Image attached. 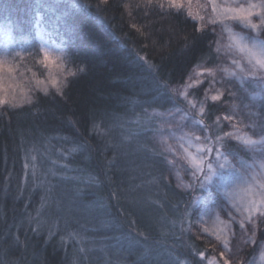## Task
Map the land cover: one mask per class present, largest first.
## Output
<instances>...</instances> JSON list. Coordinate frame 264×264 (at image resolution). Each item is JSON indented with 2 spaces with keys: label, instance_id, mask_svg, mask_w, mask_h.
I'll use <instances>...</instances> for the list:
<instances>
[{
  "label": "trees",
  "instance_id": "1",
  "mask_svg": "<svg viewBox=\"0 0 264 264\" xmlns=\"http://www.w3.org/2000/svg\"><path fill=\"white\" fill-rule=\"evenodd\" d=\"M205 4L177 10L167 0H0V75L12 63L39 68L38 33L57 49L58 77L61 65L84 69L60 94L28 89L21 102L0 105V264H224L215 235L225 233L230 264H264V218H254L255 243L244 244L253 225L240 228L248 215L242 202L215 206L219 176L201 187L203 173L198 183L188 158L196 148L179 139L187 133L199 143L182 119L187 114L212 139L235 124L264 140V81L249 77L241 85L225 75L224 67L235 70L231 54L216 52L226 36L207 23ZM204 69L217 82L209 97L222 83L232 94L206 99L213 76H198ZM223 150L250 182L253 174L264 182V144L246 148L228 139ZM225 183L242 187L231 176Z\"/></svg>",
  "mask_w": 264,
  "mask_h": 264
},
{
  "label": "snow or ice",
  "instance_id": "2",
  "mask_svg": "<svg viewBox=\"0 0 264 264\" xmlns=\"http://www.w3.org/2000/svg\"><path fill=\"white\" fill-rule=\"evenodd\" d=\"M103 3H107V0H102ZM151 2V0H149ZM167 3L177 10H179L183 5L181 0H167ZM259 9V11H257ZM258 16L259 21L253 22L252 17ZM195 19V17L193 18ZM201 20L204 19L203 16L200 17ZM228 21L239 22L244 28L250 29L255 35H243L233 31L232 26ZM207 23L219 24L222 28V35H227V44L222 45L221 42L217 41L216 52L220 53L222 48L226 51L231 52L233 55L230 57L232 65L235 70H231L229 67H224L223 71L228 77H235L243 85L244 81L251 77L252 79H259L264 81V40H261L260 35L264 34V3L260 4H248L247 6L236 3L235 0L231 4H225L223 6L217 5L213 2L212 4V16L208 18ZM197 31H200V28H197ZM239 57L240 59H237ZM244 61V64L241 61ZM43 62L47 67L50 63L49 57L47 54H44ZM246 65V66H244ZM61 72L60 75L63 77L60 80L53 78L50 82L51 85L56 88L57 94H60L64 87H67V82L69 77H74L77 75V71H83V68H79L77 71H74L72 67L60 66ZM207 73L208 75L213 76V80L209 83V89L205 90L206 99H209L213 102L221 100L225 92L232 94L227 88L221 87L215 89V94L208 96V92L215 86L217 83L215 80V73L213 69H204L202 72H198L197 75L201 76ZM203 81H197V83H202ZM167 87V85H164ZM187 87H191L188 85ZM175 92L176 90L173 89ZM180 96L187 97L188 93L186 89L179 92ZM256 97L253 96V99ZM5 101L0 99V105L4 104ZM190 107L193 110L197 109L196 103L192 100L188 101ZM177 111H180L177 109ZM199 114L203 117L205 114L204 103H200L198 108ZM184 120H190L193 130V135L195 141L199 143L193 144V139L187 133L182 134L179 139L181 145L186 142L188 147L195 146L196 153L198 155L192 156L189 155L188 158L191 162V175L197 180L198 183L201 181V173H203L204 182L200 184L201 187H204L206 183L211 182V175H218L221 181L217 185V193H213L212 196L215 199L212 200V203L215 206L220 204L227 205L228 202H233L240 200L242 202L243 209L248 213L246 220H240V228L245 229V223H250L253 225V230L251 236H248L247 239H244V244L255 243V217L264 218V182L256 184L257 176L253 174L251 182L248 178L241 174V172L234 168L229 163V157L235 158L234 154L227 152L225 149L226 140L234 139L237 142L241 143L244 147H253L257 144H264V140L257 141L251 139L246 133H241V131L236 128L235 124H232L231 127L235 129L233 132H224L223 136L216 135L215 139H212L208 136V129L197 128L198 125L203 123L202 120H196L190 118L187 114L182 116ZM225 120L231 121L233 119L232 114H227L224 117ZM221 123L218 118L217 124ZM199 132V134H195ZM173 137L175 133H171ZM170 150V149H169ZM207 157V159H206ZM243 165V161L240 162ZM205 164H207V171H205ZM217 170L214 172L213 168ZM246 169L252 168V165H244ZM260 169L264 172V163L260 164ZM235 177V179L242 185L239 188H231V185L225 183L227 177ZM219 194V195H218ZM222 196V198H221ZM224 210V209H222ZM231 217V209H227ZM205 215H211V210L205 213ZM219 220V217H217ZM232 223H235L233 218ZM264 222V219H262ZM205 232L209 236L214 233L209 229L205 228ZM246 235V233H245ZM215 238L217 241L222 243L221 259H224V264H230V260L233 258V254L229 253V236L227 233L224 234L223 239L220 234H216ZM261 247H264L262 245ZM200 259L203 260L205 253H199ZM227 255L228 258H225ZM179 264H183V261H180ZM251 264V262H250Z\"/></svg>",
  "mask_w": 264,
  "mask_h": 264
},
{
  "label": "rangeland",
  "instance_id": "3",
  "mask_svg": "<svg viewBox=\"0 0 264 264\" xmlns=\"http://www.w3.org/2000/svg\"><path fill=\"white\" fill-rule=\"evenodd\" d=\"M204 3H206V11L210 14L212 13V4L214 0H203ZM182 4L186 6V4H191L194 2V0H181ZM194 10H191V13ZM225 38L221 43L227 44V35L225 34ZM39 44H40V50L42 54V60H40L39 68L35 69L33 71V68L30 65H24L19 69L17 65H14L12 63L11 66H7L6 70L9 71V73L5 74L4 71L1 72L0 75V99H3L5 102H8L10 104H17L21 102L25 97H27V91L31 90H39L41 92H48L50 90L56 91L52 85L51 80L53 78H56L57 80H60L61 77H58L56 72V61H57V49L49 43L42 35L41 33H38L37 35ZM223 38V37H222ZM227 54L233 55L231 52L226 51ZM44 54H47L50 60V63L46 67L43 62ZM237 59H240L237 57ZM242 64H244V61H241ZM246 66V65H244ZM18 74H15L17 72ZM20 76L22 78H20ZM264 89V84H263ZM208 264H214V263H208Z\"/></svg>",
  "mask_w": 264,
  "mask_h": 264
}]
</instances>
